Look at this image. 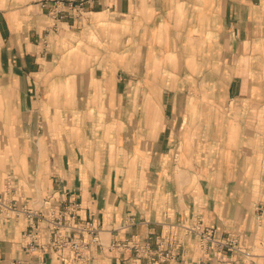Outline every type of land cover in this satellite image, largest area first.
Wrapping results in <instances>:
<instances>
[{
    "label": "crops",
    "instance_id": "obj_1",
    "mask_svg": "<svg viewBox=\"0 0 264 264\" xmlns=\"http://www.w3.org/2000/svg\"><path fill=\"white\" fill-rule=\"evenodd\" d=\"M0 198L99 238L0 213V264H264V0H0Z\"/></svg>",
    "mask_w": 264,
    "mask_h": 264
},
{
    "label": "built area",
    "instance_id": "obj_2",
    "mask_svg": "<svg viewBox=\"0 0 264 264\" xmlns=\"http://www.w3.org/2000/svg\"><path fill=\"white\" fill-rule=\"evenodd\" d=\"M259 215L258 220L262 217V212L258 208ZM48 214H44L39 210L26 209L23 207H16L15 205L8 203L6 199L0 198V213L5 217H12L18 214L26 216L29 220V234L28 236L33 239L36 238L39 225L44 224L47 228L55 235V241L53 243V248L56 250H69L71 251L76 260L78 262H86L87 258L90 254V249L94 246H97L99 243L98 232L89 226L79 227L77 228L81 233H86L88 238L86 240L80 241L75 237H70L65 235V226L64 224L53 214L51 210L48 211ZM64 214L73 213V209L66 208L63 211ZM55 216V217H54ZM60 216V215H59ZM58 216V217H59ZM195 237L199 241L200 245L204 248L212 247L214 249H235L237 245V238L234 235L229 236L225 240L217 239L213 236V231L211 230H195ZM126 248L134 249L136 255H140L141 257H146L150 264H159L160 256L162 259L167 260L170 259V255L168 253H161L152 255L147 249L142 247H137L135 245H130L127 243L124 245Z\"/></svg>",
    "mask_w": 264,
    "mask_h": 264
}]
</instances>
